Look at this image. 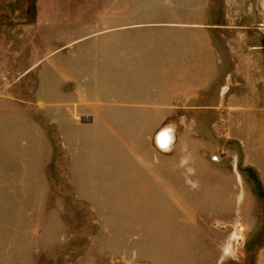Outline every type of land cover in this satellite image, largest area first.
<instances>
[{
    "label": "rangeland",
    "instance_id": "374dc122",
    "mask_svg": "<svg viewBox=\"0 0 264 264\" xmlns=\"http://www.w3.org/2000/svg\"><path fill=\"white\" fill-rule=\"evenodd\" d=\"M0 264H264V0H0Z\"/></svg>",
    "mask_w": 264,
    "mask_h": 264
},
{
    "label": "bare ground",
    "instance_id": "6f19581e",
    "mask_svg": "<svg viewBox=\"0 0 264 264\" xmlns=\"http://www.w3.org/2000/svg\"><path fill=\"white\" fill-rule=\"evenodd\" d=\"M162 133V134H161ZM159 134V137L157 138V142L160 146H163V149H169L170 151L175 144V132L172 128H166L163 129L162 132ZM169 152V151H167Z\"/></svg>",
    "mask_w": 264,
    "mask_h": 264
},
{
    "label": "crops",
    "instance_id": "0c3cea01",
    "mask_svg": "<svg viewBox=\"0 0 264 264\" xmlns=\"http://www.w3.org/2000/svg\"><path fill=\"white\" fill-rule=\"evenodd\" d=\"M8 41V40H7ZM11 43H15V40H14V37H13V39H12V42ZM39 125H40V127H41V125H42V123L39 121V122H37ZM39 128V127H38Z\"/></svg>",
    "mask_w": 264,
    "mask_h": 264
},
{
    "label": "water",
    "instance_id": "95a60500",
    "mask_svg": "<svg viewBox=\"0 0 264 264\" xmlns=\"http://www.w3.org/2000/svg\"><path fill=\"white\" fill-rule=\"evenodd\" d=\"M162 134V133H161Z\"/></svg>",
    "mask_w": 264,
    "mask_h": 264
}]
</instances>
